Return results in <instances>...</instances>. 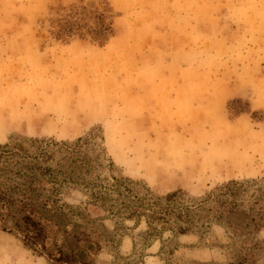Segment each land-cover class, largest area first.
<instances>
[{"label": "rangeland", "instance_id": "rangeland-1", "mask_svg": "<svg viewBox=\"0 0 264 264\" xmlns=\"http://www.w3.org/2000/svg\"><path fill=\"white\" fill-rule=\"evenodd\" d=\"M0 147L92 264H264V0H0Z\"/></svg>", "mask_w": 264, "mask_h": 264}, {"label": "trees", "instance_id": "trees-1", "mask_svg": "<svg viewBox=\"0 0 264 264\" xmlns=\"http://www.w3.org/2000/svg\"><path fill=\"white\" fill-rule=\"evenodd\" d=\"M17 152L0 147V220L9 217L11 213L19 215L15 227L20 232L23 242L30 248L38 249L52 264H92V255L100 251L99 242L85 231L67 233L71 237V246L58 244L59 224L48 218L49 209L45 203L35 204L32 197H39L35 180L28 185L15 183L10 178L11 169L8 166ZM15 175L20 176L19 173ZM42 190V189H41ZM175 193L167 196L174 197ZM166 213V212H165ZM185 230L180 229V234Z\"/></svg>", "mask_w": 264, "mask_h": 264}]
</instances>
